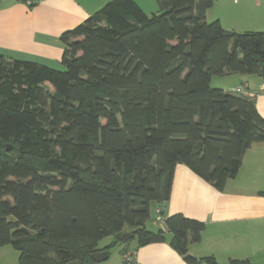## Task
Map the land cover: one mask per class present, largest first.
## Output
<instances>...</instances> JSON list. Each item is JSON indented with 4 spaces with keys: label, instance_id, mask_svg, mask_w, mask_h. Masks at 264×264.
<instances>
[{
    "label": "trees",
    "instance_id": "16d2710c",
    "mask_svg": "<svg viewBox=\"0 0 264 264\" xmlns=\"http://www.w3.org/2000/svg\"><path fill=\"white\" fill-rule=\"evenodd\" d=\"M156 3L109 0L64 31L62 70L0 54V247L18 264H94L107 236L103 249L168 241L186 264H220L189 252L202 221L175 213L151 230L150 203L168 201L177 164L222 190L264 141L252 96L210 84H264V30L208 22L214 0Z\"/></svg>",
    "mask_w": 264,
    "mask_h": 264
},
{
    "label": "crops",
    "instance_id": "0c3cea01",
    "mask_svg": "<svg viewBox=\"0 0 264 264\" xmlns=\"http://www.w3.org/2000/svg\"><path fill=\"white\" fill-rule=\"evenodd\" d=\"M107 1L36 0L29 7L21 0H5L0 3V54L7 59L54 65L63 53L60 35L83 22ZM134 1L145 12L158 8L156 0ZM252 3L255 11L250 17L252 25L264 26V0H253ZM223 76H236L232 91L237 86L246 88L264 118V84L261 78L254 74ZM152 209L154 214L151 216ZM158 210L163 219L181 213L205 224L200 241L188 246L192 255H213L216 260L219 256L224 259L247 258L251 264H264V141L253 143L244 152L237 175L229 179L222 190L203 180L186 165L177 164L168 201L164 204L150 203L149 221L152 220L153 224ZM157 227L165 228L164 221H161V227ZM166 235L168 240L170 233ZM113 239V236L101 239L98 250H104ZM116 246L119 252L112 254L107 248L108 257L100 262L94 261V264H126L121 257L124 247L134 250V260L129 264H186L168 241L140 247H131V243H118Z\"/></svg>",
    "mask_w": 264,
    "mask_h": 264
},
{
    "label": "rangeland",
    "instance_id": "374dc122",
    "mask_svg": "<svg viewBox=\"0 0 264 264\" xmlns=\"http://www.w3.org/2000/svg\"><path fill=\"white\" fill-rule=\"evenodd\" d=\"M4 1L5 0H0V3ZM252 1L253 0H249L247 2L245 0H214L213 5L206 12V20L210 22L215 19H219L224 28L238 32L246 30L263 31L264 26L252 25L253 21L250 17L255 14V11H253L254 3H252ZM156 11L157 9L155 11H146V13L151 14L152 12ZM50 66L58 70L64 69V66L60 61ZM235 77L236 76H213L211 78L210 84L214 88H221L234 93L232 88L235 86V82H237ZM153 214L154 211L152 209L151 216ZM157 226L161 227V222L157 219L155 220L154 224L152 220L147 223V227L150 229H157ZM130 243L131 247H136V241ZM109 249L112 254L116 251L119 252L118 246L116 245L110 246ZM17 255V250L13 249L11 245H5L4 248L0 250V264H18ZM227 261L228 259H224V257L220 256L217 260V262L220 264H224Z\"/></svg>",
    "mask_w": 264,
    "mask_h": 264
},
{
    "label": "built area",
    "instance_id": "2783aa9c",
    "mask_svg": "<svg viewBox=\"0 0 264 264\" xmlns=\"http://www.w3.org/2000/svg\"><path fill=\"white\" fill-rule=\"evenodd\" d=\"M25 3L27 5L30 3L34 4V3H36V0H26ZM233 91L243 92V93L249 94L248 93L249 91L246 88H243V86H237L233 89ZM157 220H159L160 222L163 220L162 216L159 213H158ZM121 257H122L123 262L132 263L134 260V250L129 248V247H124L121 251Z\"/></svg>",
    "mask_w": 264,
    "mask_h": 264
},
{
    "label": "water",
    "instance_id": "95a60500",
    "mask_svg": "<svg viewBox=\"0 0 264 264\" xmlns=\"http://www.w3.org/2000/svg\"><path fill=\"white\" fill-rule=\"evenodd\" d=\"M7 148H10V145L7 146ZM108 257V251L107 250H97L94 251L90 254V258L95 261V262H100L105 260ZM67 264H82V260L81 259H75L72 260L70 262H68Z\"/></svg>",
    "mask_w": 264,
    "mask_h": 264
}]
</instances>
